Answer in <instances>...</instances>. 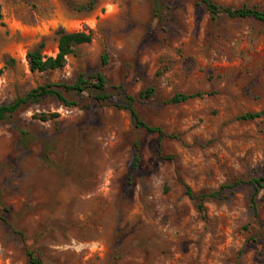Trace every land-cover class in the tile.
I'll use <instances>...</instances> for the list:
<instances>
[{"label": "rangeland", "instance_id": "obj_1", "mask_svg": "<svg viewBox=\"0 0 264 264\" xmlns=\"http://www.w3.org/2000/svg\"><path fill=\"white\" fill-rule=\"evenodd\" d=\"M163 1L159 23L151 0H0V106L100 72L161 130L136 127L114 90L105 103L63 91L76 107L45 97L0 122V264H29L27 250L46 264H264V184L257 217L250 205L264 116L239 119L264 112V23ZM59 29L92 40L62 68L31 71L27 54L55 57ZM177 93L210 95L167 103ZM184 185L229 188L200 214Z\"/></svg>", "mask_w": 264, "mask_h": 264}, {"label": "trees", "instance_id": "obj_2", "mask_svg": "<svg viewBox=\"0 0 264 264\" xmlns=\"http://www.w3.org/2000/svg\"><path fill=\"white\" fill-rule=\"evenodd\" d=\"M153 7V15L156 20L161 23L163 21V12L165 10V4L163 0H151ZM201 5L209 13L212 19H218L220 17H227L230 19H253L264 23V11L242 7V8H230L218 5L214 0H200ZM1 19V14H0ZM59 36L58 39V53L55 57H44L40 54L38 50H34L27 54V60L30 65L31 71L37 72H47L60 69L64 66L66 57L74 53L75 47L83 44L90 43L92 40V35L90 33L84 32H73L67 33L63 29L57 31ZM107 63V58H103V64ZM121 92V103L115 104V107L119 109L126 110L134 122L135 126L142 128L149 133H161L158 128H152L147 126L145 123L139 120L136 110L134 108L135 99L130 95L125 94L120 86H108L104 76L99 72L92 77L85 78L84 75H80L76 81L72 84H48L28 92L24 97L16 98L12 103L0 106V122L11 118L18 110L23 106L37 103L42 98L45 97H55L60 103L67 107H76L77 103L75 101H68L62 94L63 91L74 93L76 95H81L83 92L87 91L91 99L97 103L109 102L112 99V94L110 91ZM153 89H146L140 97L148 99L153 95ZM210 95V93H194L185 94L177 93L175 94L167 103L170 104H180L188 100L201 98L203 96ZM264 116V112L258 113H247L239 117L243 121H252L254 119ZM55 117L54 115L40 116L42 121H47L50 118ZM138 158L135 159L134 166H136ZM253 189V194L250 199L251 210L254 217H257V206L255 201V196L259 192V189L263 188L264 179L263 178H253L250 181ZM185 195L195 201L197 210L200 214H204L205 208L204 204L206 201L211 199H220L222 197V192L229 187H223L218 191L211 193H202L199 195H194L191 189L184 185ZM26 255L29 264H46L40 258L36 257L33 252L27 250Z\"/></svg>", "mask_w": 264, "mask_h": 264}]
</instances>
